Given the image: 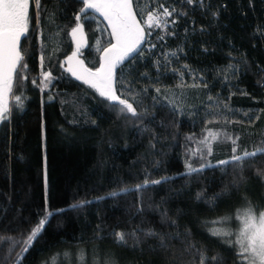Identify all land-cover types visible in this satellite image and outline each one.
Returning <instances> with one entry per match:
<instances>
[{
	"label": "trees",
	"instance_id": "16d2710c",
	"mask_svg": "<svg viewBox=\"0 0 264 264\" xmlns=\"http://www.w3.org/2000/svg\"><path fill=\"white\" fill-rule=\"evenodd\" d=\"M160 5L176 10L167 26L146 28L142 50L116 70L133 116L63 67L82 0H31L27 67L0 121V264H199L201 251L206 264H242L235 215L264 209V153L231 158L264 148V0H134L142 26ZM86 13L79 57L94 71L112 37ZM46 200L52 215L17 258Z\"/></svg>",
	"mask_w": 264,
	"mask_h": 264
},
{
	"label": "snow or ice",
	"instance_id": "6c2138e0",
	"mask_svg": "<svg viewBox=\"0 0 264 264\" xmlns=\"http://www.w3.org/2000/svg\"><path fill=\"white\" fill-rule=\"evenodd\" d=\"M134 0H82L83 7L76 15L77 25L72 29V35L81 30L82 14L83 18H87V9H95L101 12L104 18L108 21L109 26L112 29V37L116 43L111 44L109 48L104 49V54L101 56L100 67L93 70L83 68L78 71L70 66L67 71L72 72L77 79H83L86 84L95 88L99 95L105 97L109 101L118 102L122 105L120 111L123 113L125 110L131 113L133 116L137 115L136 109L133 104L127 99H122L121 96L116 94L113 87V70L116 65L128 58L133 52L139 50V45L146 39L150 32L145 31V28L138 22L136 14L133 12ZM189 4L193 0H187ZM30 0H0V120L6 119L5 113L8 111V106L3 102V97L6 92H10L12 89L13 74H18V65L21 68H26L27 64L22 63L24 60L20 50L21 36L27 30V22L29 19L28 8ZM37 8L40 6V0H35ZM163 9L162 12L149 11L147 14V20L144 23L148 28H165L169 21L167 17H171L176 11L174 8L169 10L168 8L160 5ZM175 23V21H171ZM163 39L164 37H159ZM75 55V53L73 54ZM175 55V53H173ZM73 57H68L71 62ZM45 80L50 79V73H43ZM35 83V81H34ZM159 92V89H157ZM122 95V94H121ZM17 101H20L19 96L15 97ZM211 135V134H210ZM208 138L206 137L205 140ZM212 139H216L215 135H212ZM231 139V138H230ZM203 143V141H202ZM235 143V141H233ZM209 154H211V147L208 148ZM236 149L233 148V152ZM258 153H264V148H257L256 151H245L243 156L233 155L232 161H241L248 157H255ZM230 161H220V164H227ZM189 172L198 171L186 164ZM203 167V166H202ZM148 183L159 184L160 180L144 181V185ZM143 185H136L137 189H140ZM110 195L115 196L116 193ZM102 199V197L100 198ZM89 203L88 201H81L80 205ZM77 207V205H72ZM60 211H64L61 209ZM46 215L39 220V223L34 226L26 239L23 241V247L21 252L17 253L19 258L22 253L27 252L29 246L42 232L47 219L52 215L47 208V200L45 204ZM225 220L230 219L224 218ZM237 219L241 221V228L237 234V239L234 242L240 246V252L238 255L241 257L242 264H264V212H260L258 217L255 213L254 206L249 203V206L243 210H237ZM213 235L230 236L231 232H226L220 229L213 230ZM147 235H156L155 232L149 231ZM118 242L125 241V234L122 232L116 233ZM162 243H163V238ZM191 247V246H190ZM11 251V249H10ZM67 255V254H65ZM83 260V255H81ZM213 261L217 260V257L211 258ZM207 257H205L203 251L200 252L199 264H206ZM18 264V260H17Z\"/></svg>",
	"mask_w": 264,
	"mask_h": 264
},
{
	"label": "rangeland",
	"instance_id": "374dc122",
	"mask_svg": "<svg viewBox=\"0 0 264 264\" xmlns=\"http://www.w3.org/2000/svg\"><path fill=\"white\" fill-rule=\"evenodd\" d=\"M34 1V0H33ZM30 2H31V0H30ZM160 10L161 11H163V9L162 8H160ZM29 11H30V3H29V8H28V16H29ZM152 11H156V12H161V11H157V10H152ZM145 21L147 20V15H146V18L144 19ZM28 24H29V19H28V22H27V29H28ZM37 24V23H36ZM143 26H144V28H145V30H146V28H148V26L144 23L143 24ZM150 30L151 29H154V28H149ZM27 31V30H26ZM25 31V32H26ZM24 35V34H23ZM22 35V36H23ZM21 36V37H22ZM71 40H72V43H73V49H72V52L70 53V55L68 56V57H73V59H72V61L71 62H69V60H68V57H66L65 58V60L63 61V67H64V69L67 71V69L69 68V66H70V63H71V66L73 67V68H75V69H77L78 71L81 69V66L83 67V68H85L84 66H83V64H82V61H81V59H80V57H79V54H80V52H81V49H83L84 47H85V45H86V40H85V36H84V33H83V31H82V28H81V30L80 31H78L76 34H75V37H73V35H72V30H71ZM75 53V55H73ZM74 79H76V80H78V81H80L82 84H84L87 88H89L92 92H94L96 95H99V92L95 89V88H93V87H91L89 84H86L85 82H84V80L83 79H77V77L76 76H74L73 74H72V72H70V71H67ZM43 73H45V72H41V82L43 83V79H44V75H43ZM12 85H13V83H12ZM12 90V89H11ZM100 96V95H99ZM10 97H11V91L10 92H6L5 93V95H4V97H3V102L5 103V104H7V106H8V110H9V103H10ZM8 112V111H7ZM5 115H6V113H5ZM1 121V120H0ZM260 212H264V209L263 210H261V211H259L258 213H256V215H257V217H258V215H259V213ZM235 217H236V222H237V224H236V228H237V230H236V232L235 233H233L234 234V237H233V240H234V242L236 241V239H237V234L239 233V230H240V228H241V221L240 220H238L237 219V214L235 215ZM234 226H232V227H229V229L230 230H235L236 228H233ZM226 232H228L227 230H226ZM19 235L20 236H25L26 235V231L25 230H21L20 232H19ZM237 245V248H238V251L240 252V246L238 245V244H236ZM2 251H1V253L2 254H4V259H6V260H10L12 257H13V255H14V253H12V254H10V255H6L5 254V245H2V249H1ZM58 260H56V261H54V264H57V263H59V262H57ZM65 264H70V261L69 260H66V262H65Z\"/></svg>",
	"mask_w": 264,
	"mask_h": 264
},
{
	"label": "water",
	"instance_id": "95a60500",
	"mask_svg": "<svg viewBox=\"0 0 264 264\" xmlns=\"http://www.w3.org/2000/svg\"><path fill=\"white\" fill-rule=\"evenodd\" d=\"M88 10L91 11V12H93L96 16H98V17H99V18H100V19L106 24V26H107V28H108L110 34H111V37H112V29H111V27L109 26L108 21H107V20L104 18V16L101 14V12L96 11L95 9H87L86 11H88ZM133 12H134V9H133ZM137 20H138V19H137ZM138 22H139V20H138ZM141 26H142V25H141ZM142 27H143V26H142ZM145 42H146V39H145L144 41L141 42V44L139 45V50H138L137 52H133L128 58H126L125 60L119 62V63L116 65L115 69L113 70V72H114V75H113V87H114V89H115V75H116V70L121 66V64H122L124 61L129 60V59H131L132 57H134L135 55H137V54L142 50V48L144 47ZM114 43H116V41H115V39H113V37H112V43H111V44H114ZM111 44H110V45H111ZM110 45H108V46L105 47V48H109ZM19 47H20V50H21V40H20V45H19ZM105 48H104V49H105ZM104 49H103V50L101 51V53H100V64H101V56L104 54ZM21 54H22L23 57H24V54H23L22 50H21ZM17 67H18V70H19L20 66L18 65ZM99 67H100V65H99ZM99 67H98V68H99ZM15 76H16V73L13 74V78H12V80L15 78ZM110 102H111V103H118V102H115V101H110Z\"/></svg>",
	"mask_w": 264,
	"mask_h": 264
}]
</instances>
